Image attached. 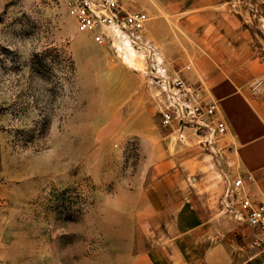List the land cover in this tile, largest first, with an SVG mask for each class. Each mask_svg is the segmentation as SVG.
<instances>
[{"label":"rangeland","instance_id":"1","mask_svg":"<svg viewBox=\"0 0 264 264\" xmlns=\"http://www.w3.org/2000/svg\"><path fill=\"white\" fill-rule=\"evenodd\" d=\"M226 5L264 53V0ZM131 50L80 30L67 0H0V264H205L212 240L254 245L223 136L165 126L157 61ZM159 59L219 106L186 58Z\"/></svg>","mask_w":264,"mask_h":264},{"label":"crops","instance_id":"2","mask_svg":"<svg viewBox=\"0 0 264 264\" xmlns=\"http://www.w3.org/2000/svg\"><path fill=\"white\" fill-rule=\"evenodd\" d=\"M146 6V36L166 58H186L176 69L218 100L228 124L224 151L233 173L245 180L240 195L264 202V53L251 29L227 10L226 0H152ZM253 246L212 240L205 264H264Z\"/></svg>","mask_w":264,"mask_h":264},{"label":"built area","instance_id":"3","mask_svg":"<svg viewBox=\"0 0 264 264\" xmlns=\"http://www.w3.org/2000/svg\"><path fill=\"white\" fill-rule=\"evenodd\" d=\"M80 30L91 31L98 42H108L122 54L124 48L134 45L149 49L156 59L153 63L152 80L162 89V121L174 126L184 137L187 128L206 131L212 137H221L228 130L227 122L219 116L215 100L205 96L199 85L189 83L181 74L168 73L159 59L160 51L146 37L144 30L149 14L132 5V0H67ZM229 193L239 195L236 216L254 230L253 244L264 254V202L251 195H240L245 186L242 176L236 178Z\"/></svg>","mask_w":264,"mask_h":264},{"label":"bare ground","instance_id":"4","mask_svg":"<svg viewBox=\"0 0 264 264\" xmlns=\"http://www.w3.org/2000/svg\"><path fill=\"white\" fill-rule=\"evenodd\" d=\"M133 1H135V0H132V2ZM139 9H142V8H139ZM142 10H144V9H142ZM144 11H146V10H144ZM148 14H149V12L148 11H146ZM150 16V15H149ZM149 20H150V18H149ZM149 20H148V22H149ZM147 26V25H146ZM146 29V28H145ZM82 31H87V30H82ZM87 32H90L91 33V35L94 37V35H93V33L91 32V31H87ZM95 39V38H94ZM119 47L121 48V50L123 51L122 52V54L124 55V57H128V55H130V52H132V50H131V48H136L137 46H134L133 44L132 45H130V46H128V47H126V48H124V46L123 45H119ZM159 51H160V49L157 47V46H155ZM133 52L135 53V49H133ZM223 136V135H222Z\"/></svg>","mask_w":264,"mask_h":264}]
</instances>
